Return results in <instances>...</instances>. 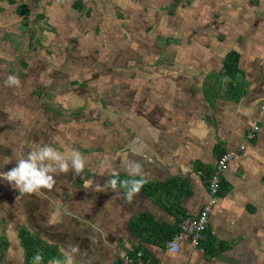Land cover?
Here are the masks:
<instances>
[{"label":"crops","instance_id":"1","mask_svg":"<svg viewBox=\"0 0 264 264\" xmlns=\"http://www.w3.org/2000/svg\"><path fill=\"white\" fill-rule=\"evenodd\" d=\"M13 1L16 7L25 4L29 17L1 0L0 30L5 39L3 24L10 10L23 28L35 30L36 38L31 33L22 42L30 48L37 39V54L20 57L24 67L40 61L35 65L45 85L33 94L45 102L42 96L52 101L56 92L71 91L72 105H78L71 111L73 121L93 129L84 145L74 141L66 147L61 144L68 143L66 138L55 137L60 132L51 134L54 140L33 135V141L50 143L62 154L78 152L82 170L53 173L51 189L18 190L16 198L0 194V235L14 233L21 263L34 264L25 260L18 239L22 229L42 248L55 249L54 259L62 264L69 257L71 264H121L138 250L149 264H264V113L259 110L264 100V0H168L170 6L165 0H134L129 17L153 20L134 28L126 0H117V6L107 0ZM175 3L180 6L174 8ZM8 39L14 54L23 50L15 35ZM230 53L238 55L232 77L224 69ZM96 65L101 75L91 78L88 73ZM62 79L68 81L65 86L57 84ZM82 87L87 91L79 98L76 91ZM94 91L98 100L103 97L99 108L91 109L99 119L83 114L79 104L93 101ZM50 105L44 108L64 113ZM254 126L259 129L248 140ZM7 146H0L6 163L13 148ZM226 152L235 156L220 177L206 241L196 248L178 242L177 252L169 251V240L154 243L153 227L145 229L137 219L147 215L156 229L176 228L182 216L195 217L208 203L209 173ZM137 162L141 174L135 176ZM113 170L124 180L143 178L148 185L128 200L125 189L107 186ZM149 186L159 189L149 194ZM12 251L3 252L4 257Z\"/></svg>","mask_w":264,"mask_h":264},{"label":"rangeland","instance_id":"2","mask_svg":"<svg viewBox=\"0 0 264 264\" xmlns=\"http://www.w3.org/2000/svg\"><path fill=\"white\" fill-rule=\"evenodd\" d=\"M2 1H3L2 4H4L5 0ZM33 1L34 0H31V2ZM126 1L128 8H126L125 10L127 11L128 23L134 25L132 28L136 27L137 25H140V23L144 22L145 19L152 20V18L146 15L143 17L136 16L130 18L129 15L133 13V11L135 10L134 2L132 0H126ZM165 1L167 4L169 3L168 0ZM25 2H27V0H25ZM107 2L109 4L114 3V5H116L115 3H117V0H107ZM97 3H99V1H97ZM168 5L170 6L171 4L169 3ZM7 6L14 8L15 11V7H16L15 5H7ZM39 6H40L39 2L37 1V7L39 8ZM41 6L43 5L41 4ZM179 6L180 3L174 4V8H178ZM0 7H1V0H0ZM14 11L10 10L9 15L5 17L6 22H4L3 24V28L7 30L5 39L3 38L2 31L0 30V146L1 145L7 146L9 144L11 147V145H13L12 155L10 156L13 162L11 164L6 163L5 159L0 157V172H7V170L4 168L5 165L9 166L8 171L12 167H14L15 160L17 158H22L23 155L24 157L27 155V153L29 152V150H27L28 148L33 149L36 146H44V145L50 146V143L45 144L39 142V140L33 141L34 138H31L33 135L43 134L45 136L47 134L49 135L48 139L54 140L51 134L52 133L56 134L60 132L55 137L58 140L59 138L60 139L66 138L68 140V143H65L64 140H63L64 143L63 142L61 143L64 144L65 147L70 145V143L74 144V141H76V143L80 145H84L88 137H93L92 136L93 129L91 128L88 129L86 127V124L85 126H81L80 124H76L73 121L74 115H72L73 113L71 111L72 109L77 108L78 105L77 104L75 105V103L72 105V100L74 98H73V93H69L71 91L67 92L68 91L67 90L66 91L67 93L64 92L58 95L59 92H56L54 88L55 92L57 93V96H54L52 101L50 100L52 96L48 98L47 96L46 97L42 96L45 102H42V100H40L38 96L33 94V92L38 89L37 88L38 85L39 86L45 85L42 81V76H41L42 71L38 72V68L35 65V64L38 65V62L40 61L31 62V65L27 64V66L24 67L20 63L21 60L20 57H22L23 54L26 55L27 52L29 53V56L31 55V57L33 56V54H37V52H35V50L37 49L34 48V46L37 45L38 41L37 39L36 42L34 39L31 40L30 48L28 44H24L22 42L23 39H25L28 34L31 35V33L33 34V37L36 38V33H34L35 30L31 27L28 30L25 27L23 28L22 22L18 21L19 20L18 16L13 17L12 14L14 13ZM40 23L41 22H38V25ZM12 35H15L19 39L18 42H21L20 48H22L24 51L27 50L25 53L21 49L19 50V52L16 51L15 54L10 50L14 46L9 41V39L11 38L8 39V37H11ZM102 37L104 40H107L105 38L106 37L108 38V34L106 33ZM111 42L116 44V40L114 39H112ZM30 66H32V68L28 69ZM95 67L96 68H93L92 66V73H88V75H91V78H92V74H97L98 77L101 75V72L97 70L98 66L96 65ZM32 69L36 71L34 72L35 75H33V73L30 72ZM14 75L18 79L19 84L7 85L6 82L4 81V78ZM102 77L108 79V76L106 74H104ZM67 82L68 81L66 79L57 80V84L59 85L60 83V86H65ZM53 87H57V85L54 86L53 84ZM85 91L87 90L84 87H82L78 91H76V94L79 98H81V94H85ZM94 93L95 95H93L92 97L93 101H89V103L85 101L84 103H79V104L84 106L85 110L83 111V114L89 113L92 114L93 117H95L94 119L97 118L99 119L101 115H95L91 109L95 110L99 108L100 101H102L103 97L99 98L100 100L99 101L98 100L99 92L94 91ZM49 103L52 104L54 110L58 109L60 111L63 109L64 113H59L58 111H56L59 113L56 114L55 112L46 110L45 109L46 106L48 105L51 106ZM56 104H59L65 108L58 107L56 106ZM69 106H71V108ZM64 110H67V112ZM96 113L98 114L97 111ZM56 115L58 116L60 115L63 117L58 118ZM95 131L97 132V130ZM56 138H55V142L57 141ZM44 139L45 138H41V140L43 141ZM58 148L61 149L60 146ZM18 190L19 189H16L14 185L12 186L7 181L0 179V194L9 195L11 198H16L15 195ZM19 192L22 191H18V193ZM15 239L16 236H14V233L13 232L11 233L10 231L4 232L3 234L0 235V253L3 255V257H1L2 261L0 262V264H22L21 257L17 255L19 245L16 248V244H13ZM5 242H7L9 246V247L7 246L8 248L4 245ZM11 249L13 250L12 251L13 254L10 256L6 255L4 257L5 252H7V250L11 251Z\"/></svg>","mask_w":264,"mask_h":264},{"label":"clouds","instance_id":"3","mask_svg":"<svg viewBox=\"0 0 264 264\" xmlns=\"http://www.w3.org/2000/svg\"><path fill=\"white\" fill-rule=\"evenodd\" d=\"M9 85H18L19 81L16 77L9 76L6 81ZM11 158H7V163H11ZM69 167L78 173L82 170V158L78 152L60 153L51 146H36L29 151L25 157L15 160V166L7 172H0V179L7 181L10 185H14L16 189L22 192L33 193L42 188L51 189L55 184L53 173L67 172ZM132 174H141V165L137 162ZM112 178L106 183L107 186L116 189L117 185L126 190V198L131 200L132 197L139 192L144 184V179H126L119 180V173L115 170L111 173ZM91 184V182H89ZM98 191H103L99 184L96 185ZM76 251V248H73ZM42 256L36 254L33 257L34 264H40ZM50 264H62L60 260L53 259ZM65 264H71V257L67 259Z\"/></svg>","mask_w":264,"mask_h":264},{"label":"built area","instance_id":"4","mask_svg":"<svg viewBox=\"0 0 264 264\" xmlns=\"http://www.w3.org/2000/svg\"><path fill=\"white\" fill-rule=\"evenodd\" d=\"M260 112L264 113V100L259 106ZM258 126H254L247 134L248 140H252L257 131ZM244 147L241 146L240 150ZM235 156L233 152L224 153L216 162L212 173L209 175L207 181L208 189V203L202 207L201 211L195 216H183L179 219L178 231L172 240L166 243L167 248L171 252L178 251V242H187L191 247L196 248L206 241L207 228H208V214L211 207L216 203L218 198V191L221 186V175L226 171L228 164ZM121 264H149L143 261V253L137 251L133 256H126L121 260Z\"/></svg>","mask_w":264,"mask_h":264},{"label":"trees","instance_id":"5","mask_svg":"<svg viewBox=\"0 0 264 264\" xmlns=\"http://www.w3.org/2000/svg\"><path fill=\"white\" fill-rule=\"evenodd\" d=\"M132 1H134V0H132ZM8 3L10 5H14V4L16 5V2L13 0H8ZM80 5H81V3L80 4L78 3V5H76V7H79ZM15 12L19 16L24 17V19H27V17H29V14H30V10L28 9V7L25 4L18 5L15 9ZM39 18H41V17H39ZM237 62H238V55L236 53H230L228 55L225 63H224V69L227 70L228 73L230 72L231 77L235 74V72H237ZM1 150L2 151H9V149L7 147H3V148L1 147ZM211 172L209 173V175L211 174ZM119 180L122 181L124 179L119 177ZM147 185L148 184L146 182H144V184L142 185V187L140 189H142L143 187H145ZM117 188H121L119 186V184L117 185ZM166 188H168V187H166ZM158 189H159L158 187L149 186L148 187V193L152 194L154 192H157ZM163 189H165V187ZM143 190H145V188ZM219 191H220V189H219ZM219 191H218V195H219ZM140 220L137 219V221H139L140 224L144 226L143 228L146 229L147 224H149L153 227V228H151L152 232L154 235H157L156 237H154L153 242L158 244V245L166 242L167 240H171L178 231V223L179 222L177 223L176 228H172V227H168V226H160V227L158 226L156 229H154L156 226H154V224L151 221V218L148 217L147 215H144ZM134 231L138 235L142 236V233L139 232L138 227H134ZM142 231H143V229H142ZM18 239L20 240L21 245L24 249L25 260L27 262L33 263V257L36 254H40L42 256V258L45 260H52L58 256V253L55 249H53V248H50V249L49 248L48 249L42 248V246L39 245V242L37 241V239L34 238L32 235H30L26 230L21 229L18 232ZM148 241H151V240H148ZM4 245L7 247L8 246L7 242H5ZM39 247L43 250H41ZM135 252H137V251H135ZM135 252H133L129 256H133V254ZM143 261L144 262L147 261V256L144 254H143Z\"/></svg>","mask_w":264,"mask_h":264}]
</instances>
